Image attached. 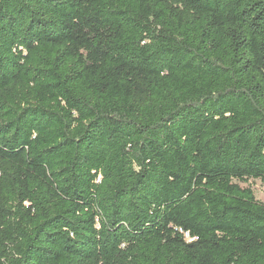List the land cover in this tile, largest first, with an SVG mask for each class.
<instances>
[{
  "label": "trees",
  "instance_id": "16d2710c",
  "mask_svg": "<svg viewBox=\"0 0 264 264\" xmlns=\"http://www.w3.org/2000/svg\"><path fill=\"white\" fill-rule=\"evenodd\" d=\"M264 0H0V264H264Z\"/></svg>",
  "mask_w": 264,
  "mask_h": 264
},
{
  "label": "rangeland",
  "instance_id": "374dc122",
  "mask_svg": "<svg viewBox=\"0 0 264 264\" xmlns=\"http://www.w3.org/2000/svg\"><path fill=\"white\" fill-rule=\"evenodd\" d=\"M250 185L253 187L255 191V195L257 200L264 204V183L261 180L251 181Z\"/></svg>",
  "mask_w": 264,
  "mask_h": 264
}]
</instances>
